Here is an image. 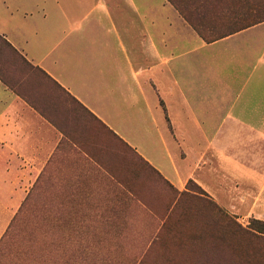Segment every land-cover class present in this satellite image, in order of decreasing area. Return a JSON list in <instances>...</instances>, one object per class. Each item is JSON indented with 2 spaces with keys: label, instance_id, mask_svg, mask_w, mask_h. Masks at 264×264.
<instances>
[{
  "label": "crops",
  "instance_id": "crops-1",
  "mask_svg": "<svg viewBox=\"0 0 264 264\" xmlns=\"http://www.w3.org/2000/svg\"><path fill=\"white\" fill-rule=\"evenodd\" d=\"M0 36L33 67L0 59L1 171L46 166L69 104L178 192L264 222V21L206 42L167 0H0Z\"/></svg>",
  "mask_w": 264,
  "mask_h": 264
},
{
  "label": "rangeland",
  "instance_id": "rangeland-1",
  "mask_svg": "<svg viewBox=\"0 0 264 264\" xmlns=\"http://www.w3.org/2000/svg\"><path fill=\"white\" fill-rule=\"evenodd\" d=\"M172 1L209 39L264 17V0ZM0 59L20 69L10 79L30 76L32 66L1 49ZM67 107L75 135L46 166L0 170V264H264V236L246 232L253 219L231 216L194 182L178 192L117 136ZM88 125L93 136L83 138Z\"/></svg>",
  "mask_w": 264,
  "mask_h": 264
},
{
  "label": "trees",
  "instance_id": "trees-1",
  "mask_svg": "<svg viewBox=\"0 0 264 264\" xmlns=\"http://www.w3.org/2000/svg\"><path fill=\"white\" fill-rule=\"evenodd\" d=\"M169 1L177 10L178 12L181 14V16L193 27V29L196 31V33L203 39L205 40L206 42H211V41H214V40H217L219 38H222L224 36H227V35H230L232 33H235V32H238L240 30H243L245 28H248L250 26H253L255 24H258L260 22H263L264 21V17L263 18H260V19H255L254 21H251L249 24H246L240 28H237L233 31H230V32H227L225 34H222L220 36H217L215 38H211L209 39V37L207 38L202 32L201 30L198 28V26L192 24L189 19L184 16L183 14V11L180 9V7L175 4L172 0H167ZM0 49L3 50V51H6L11 57L15 58V59H19L20 61H22L24 64L26 65H30L29 63H27V61L21 56L19 55V53L5 40L3 39L1 36H0ZM31 67V65H30ZM188 184H193L192 181H189ZM200 193L203 194V191L200 190ZM247 234L251 235L252 237H263L264 236V222H261V221H257V220H253L249 227H248V230L246 231Z\"/></svg>",
  "mask_w": 264,
  "mask_h": 264
}]
</instances>
